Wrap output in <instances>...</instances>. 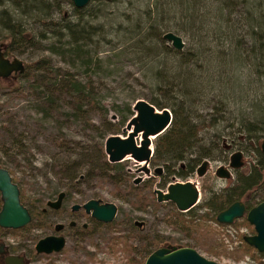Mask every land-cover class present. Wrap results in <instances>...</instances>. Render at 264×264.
<instances>
[{
    "label": "rangeland",
    "instance_id": "rangeland-1",
    "mask_svg": "<svg viewBox=\"0 0 264 264\" xmlns=\"http://www.w3.org/2000/svg\"><path fill=\"white\" fill-rule=\"evenodd\" d=\"M145 1L101 0L98 2V0H89L87 5L91 9L100 8V15L95 18L84 16L83 20L94 25L99 24L100 28H96L98 32L92 36V41L86 45L87 54H82V61L75 59L70 54L60 53L61 48L64 47L60 46V40L65 42L68 38L66 35L60 37L58 41L57 35L46 30L48 26H44V24L37 21H31V18L28 17H22L21 19L25 23V27L30 30L32 37L11 53L6 54V56H16L22 60L23 64L34 62L40 56H47L48 63L46 66H49L52 72L67 71L82 81L89 76L93 86L91 90L94 92L95 99L93 100H95L96 104L88 112L85 119H76L72 116H67L72 109L65 101L69 98L61 94L57 99L58 106L56 109L53 110L50 116L43 117L36 110L34 103L36 100V89L38 88L36 87L37 82H35V79L38 77L37 73L39 70L28 68L25 70V75L17 76L16 74H11L0 78V165L9 171L12 180L22 192L21 197L26 206L36 202L38 206H45V200L53 199L56 192L60 190L68 192L69 196L66 198V202L70 200V202L82 203L85 199L93 197L100 199V201H111L116 205V213L110 227L97 226L92 231L85 233H76L74 230L69 231L64 228L63 231L58 232L65 234L64 245L60 250L49 253L33 252L32 244L37 238L51 233L54 223L62 222L65 224L69 220L68 218L62 219L60 208L50 212L47 217L36 214V216L32 217L29 224L24 227L14 229L0 227V241L10 251L28 253L27 259L29 262L27 263L100 264L112 262L114 264H126L125 254L119 249V243H112L113 236L124 235L125 239L136 248V250L133 248L132 254L134 253L137 258H144L147 250L145 246L147 242L145 239L146 235L150 236L158 233L165 238L160 242V245L169 243L181 246V244L187 243V246L193 247L203 256L217 262L258 264L256 259H251L248 255H244L239 260H233L224 255L215 256L205 252L198 244L199 241L211 242L215 239L228 248L237 243L238 237H241L242 234L252 231L251 226L231 227L226 224L217 225L210 219H204L202 224H206L205 226L202 225L195 231L191 230L192 238L180 231L173 230V226L165 221L169 215L167 212L173 210L172 204L167 201H156L157 205L155 206L147 204L143 207H138L139 199L135 200L133 192L128 191L129 185H136L141 189V192L146 193L155 187L164 188L166 184L160 183L161 178L154 171V166L147 159L137 162L129 155H124L118 161H108L106 158V154L103 151L104 138L110 133L123 135L125 132L122 129L126 121L134 113L132 109L133 102L138 98L146 99L147 96L153 94L150 91L148 82L142 76L141 68L133 62L131 54L124 50L121 43L115 42L119 34L115 30V25L120 23L124 26L127 22L129 23L123 17V14L127 13L130 17V23H133L138 16L136 11L144 7ZM209 1L203 0L205 5ZM261 1L264 3V0ZM250 3H252V0H249L248 5ZM198 8V10L202 9L199 6ZM55 9L52 8L50 10L52 12H49L50 18L58 20L61 17V13H63L66 15L65 20L71 22L77 20L71 4L67 1L60 3L58 12L57 8ZM15 14L17 13L15 12ZM167 14H171V12L168 11ZM211 20V17L203 20V34L208 32V28L213 25ZM39 31L44 32V37L40 38L38 36ZM5 32L6 29L0 25V35ZM115 34H117L116 37L114 36ZM178 35L183 41L182 47L186 48V38L182 34ZM203 38L202 44L206 50L204 49L205 52L198 59V63L201 65L200 69L197 70V65L195 66L194 64L192 66L191 64L186 65L185 68L182 65L175 69L171 65V60L174 59L173 55L163 54L161 56L165 58V72L169 75H173L172 73L177 74L179 76L177 77L182 82H185L186 85L181 90L193 89L197 91V93L193 92V90L190 92L188 102L193 103L194 106L192 108L199 114L210 110L208 103H206L207 98L216 100L218 97L206 92L208 86L215 88L213 92L218 91L219 93L222 90H226L222 83L218 85L212 80V77H219L221 82L225 73L228 74L227 77L236 78L237 84H242V90L234 92L236 103H226V111L223 112L224 119L220 120L215 128H209L208 132L211 135L210 137H212V133L218 134L219 137L216 140L219 144L229 146L230 143L235 141L239 142V145L242 144L241 147L245 150L241 149V165L235 169L228 168L230 175L226 178L216 176L214 169L219 164L227 166L229 154L239 150L236 146L237 143L236 145L233 144L234 146H231L230 151L226 153V159H206L207 165L204 173L200 176L195 174L191 176L199 192L197 204L210 196L213 190L229 185L234 179L235 170L246 171L248 165L254 160L253 150H251L252 146L256 145L259 147L261 140L264 138L263 136L256 140H246L241 133L236 132L237 122L233 118L237 117L239 111L243 112V116L249 114L248 105L250 102L248 100L251 99L258 88L253 82L249 84L246 81L247 77L243 75L246 74V71L241 65L238 66L232 60L225 64L217 61L214 57L217 47L209 41L207 36ZM0 42L2 43V41ZM223 45L225 46V44ZM2 47H4L3 43ZM224 48L226 49V47ZM225 49L223 54L225 56L222 57L228 60L227 54H225L227 50L225 51ZM161 56H157V59ZM88 58L90 60L86 63L85 61H88ZM147 66L151 68L153 65L148 63ZM190 68L194 72L191 75H187L185 69L190 70ZM143 71L147 75L152 73L151 69L145 71L143 68ZM10 84L14 85V88H10ZM197 99L198 101L196 102ZM262 104L264 105V102ZM126 106H129V112L126 111ZM229 112L232 113L229 114ZM123 114L125 115V120L119 122ZM103 117L109 120L110 123L114 122L118 128L112 130V127L103 121ZM192 119L195 120L196 117ZM228 121H232L233 125H227ZM86 122L89 124H86ZM204 136L207 140L209 135L206 133ZM18 137H21L24 146L19 151H16V143L11 145L10 140ZM154 138H151L150 148H153ZM97 145L101 146L102 152L105 154V157H100V160L104 159L110 163L117 162L120 164L121 169L117 171L102 169L104 175L100 174L101 168L94 165L95 160L98 163L100 162L94 154L96 153L94 150ZM1 149H4V151ZM87 151L88 153L84 154ZM64 166L71 167L64 171ZM71 171L76 172L74 174L75 177L68 179L67 173ZM78 172H80V175H77ZM107 174L113 175V179ZM116 176H122L125 180L116 182L114 180ZM137 177V181L134 182ZM171 180L172 177H170ZM131 201H134V204ZM79 211L81 212L79 209L75 213ZM197 212H204V209L200 207ZM49 221L51 225L46 226ZM83 221H89L86 215H81L80 219H78V225ZM214 247L219 249L217 244ZM0 264L2 263L0 262Z\"/></svg>",
    "mask_w": 264,
    "mask_h": 264
},
{
    "label": "trees",
    "instance_id": "trees-1",
    "mask_svg": "<svg viewBox=\"0 0 264 264\" xmlns=\"http://www.w3.org/2000/svg\"><path fill=\"white\" fill-rule=\"evenodd\" d=\"M64 1L71 4L77 18L76 21L65 20L66 15L63 13H61V17L58 20L49 17L50 10L52 8L56 10L55 8H57L58 12L60 3ZM100 1L98 0V2ZM144 3V7L136 11L138 16L133 23H130V17L127 13L123 14V17L129 23L127 22L124 25L125 27L120 23L115 25V30L119 33L115 42L121 43L124 50L131 54L133 62L141 68L142 76L146 79L150 91L154 94L147 96L146 100L156 108L166 107L170 110V122L160 134L155 136L153 151L148 160L153 166H161L164 172L162 178V183L164 184L170 181V177H177L183 180L192 175L194 169L203 160L226 159V153L230 151L231 146H234L233 144L236 145L237 143V149L240 151L245 149L241 147L242 144L239 145V142L235 141L230 143L229 146L219 144L216 140L219 137L218 134L212 133V137H210L211 135L208 132L209 128H215L219 121L224 119L223 112L226 111V103H236L234 92L241 91L242 84L239 83L238 85L234 77H227V73L224 74L222 82L219 77H212V80L218 85L222 83L226 90H222L219 93L218 91L213 92L215 88L208 86L206 92L218 97L216 100L207 98L206 103H208L210 110L199 114L192 108L194 106L193 103L188 102L190 92L193 89L181 90L186 85L185 82H182L177 74L172 73L173 75H169L165 72V58L161 55H173L174 59L171 60V65L175 69L182 65L185 68L186 65L191 64L192 66L194 64L195 66L197 65L196 69L198 70L201 68L198 59L201 58V55L206 50L202 44V38L207 36L209 41L217 47H215L216 55L214 56L217 61L225 64L232 60L238 66L241 65L246 71V74H243L247 77L246 81L249 84L253 82L258 88V93L255 91L256 93L248 100L250 102L248 105L249 114H247L249 119L247 116H243L241 111L238 112L237 117H233L237 122L236 132L241 133L246 140H256L259 137H263L264 3L261 0H252L249 5V0H210L209 4L206 3V5L203 0H146ZM87 4L77 7L73 6L70 0H0V25L6 29V32L0 35V41L4 44V53L9 54L22 45L23 42L30 40L32 34L25 27V23L21 21L22 17H28L31 18V21H37L44 24V26H48L46 30L57 35L58 41L60 37L66 35L68 38L65 42L60 40V46H64L61 48L60 53L70 54L75 59L82 61V54H87L86 45L92 41V36L98 32L96 28H100L99 24L94 25L83 20L84 16L95 18L100 15V8L91 9ZM8 6H12L11 11ZM198 6L201 8L204 6L203 10H198ZM168 11L171 14H167ZM209 17H211L213 25L208 28V32L203 34V20ZM167 30L182 34L186 38L187 47L176 49L168 42L166 43V40L161 35ZM44 35L43 31L38 32L40 38L44 37ZM116 35L114 36L116 37ZM224 49L225 51L227 50L225 54H227L228 60L223 58L225 56L223 55ZM244 51L246 52L244 53ZM157 56L161 57L157 59ZM89 60L88 58V61L86 60L85 62L88 63ZM47 63V56H40L34 62L24 64L21 72L15 73L17 76H21L25 75V70L28 68L39 70L37 73L38 77L35 79V82H37L36 87H38L37 89L35 88L36 100L34 103L36 110L43 117L50 116L58 106L57 99L59 95L63 94L69 98L65 101L72 109L67 116L85 119L88 112L96 104L95 100H93L95 99L94 92L91 91L93 86L89 76L82 81L67 71L52 72L49 66H46ZM148 63L153 66L151 68L148 67ZM143 68L145 71L151 69L152 73L147 75ZM185 71L187 75H191L194 72L192 68L190 70L185 69ZM9 87L14 88V85L10 84ZM193 92L197 93L195 90ZM129 110V106H126V111L129 112ZM231 113L229 112V114ZM123 115H121L119 122L125 120V115ZM193 117H196V119L193 120ZM103 121L109 124L112 130L118 128L114 122L110 123L105 117H103ZM227 125H233V122L228 121ZM206 133L209 135L207 140L204 136ZM10 141L11 145L16 143V151H19L24 146L21 137ZM60 144L62 143L60 142ZM1 150L4 151V149ZM251 150H253V162L248 165L246 171L235 170L234 179L229 185L213 190L210 196L185 212H179L174 208L167 212L169 215L165 221L173 226V230L180 231L192 238L191 230H198L203 225L202 220L204 219H210L213 223L221 225L215 220V213L232 201L240 199L247 191H251L245 198L248 206L256 202V199L264 198V153L256 145L252 146ZM94 152H96L94 153L95 157L100 161L99 163L96 160L94 161V165L101 168L100 174L104 175L102 169H113L116 171L121 169L120 164L117 162L110 163L104 159L100 160V157H105L101 146L97 145ZM85 153H88V151ZM68 167L71 166H64L63 170L65 171ZM67 174L68 179H71L75 177L74 174L76 172L71 171ZM77 175H80V172ZM108 176L112 178L113 175ZM114 180L123 182L125 178L116 176ZM128 191L133 192L135 200L139 199L138 207H143L147 204L157 205L152 190H148L147 194L146 192H141V189L136 185H129ZM21 193L19 189L20 201L25 205ZM131 203L134 204V201H131ZM40 206H38L37 202L26 206L31 218L37 212H41L38 209ZM200 207L204 209V212H197ZM108 225L110 226L111 223H108ZM241 225L250 226L244 217L236 219L230 224L231 227ZM112 238V243H119V249L124 252L126 264H142L144 258H137L134 253L132 254L133 248L134 250L136 248L125 239L124 235H116ZM238 238V242L228 248L215 239L211 242L199 241L198 244L205 252L215 256L224 255L233 260H239L244 255H248L251 259H256L258 264H264V254L245 243L241 237ZM145 239L147 241L145 244L147 255L165 238L155 233L150 236L146 235ZM184 244L187 245V243ZM215 244L219 246V249L214 247Z\"/></svg>",
    "mask_w": 264,
    "mask_h": 264
},
{
    "label": "water",
    "instance_id": "water-1",
    "mask_svg": "<svg viewBox=\"0 0 264 264\" xmlns=\"http://www.w3.org/2000/svg\"><path fill=\"white\" fill-rule=\"evenodd\" d=\"M74 6L85 5L88 0H70ZM162 38L176 48H182L183 41L180 35L165 31ZM24 64L16 56L8 57L2 50L0 42V78L10 74L21 72ZM134 113L126 121L123 135L110 133L103 141V151L108 161H118L128 153L135 160H149L153 148H150L151 138L160 134L169 124L171 119L170 110L166 107L156 108L148 100L136 99L132 104ZM260 150L264 153V138L260 142ZM241 151L236 150L229 154L227 166L217 165L214 174L219 177H228V168H237L241 165ZM207 160H203L196 167V174L201 175ZM159 167L155 168V171ZM138 177L134 180L136 181ZM157 201L168 200L179 211H185L198 201V188L190 179L170 181L162 188H153ZM62 192H58L54 200H47L46 204L57 207ZM74 204L73 207H77ZM81 206L95 219L110 221L116 213V205L111 201H100L98 198H88ZM244 215L245 220L252 226L253 233L244 234L241 239L252 246L256 251L264 254V198L245 210L240 200L229 203L226 207L215 213L214 218L220 223H231L235 218ZM30 214L19 198V189L12 180L9 171L0 165V227L19 228L27 224ZM60 224L55 225L58 229ZM64 244V238L60 234H46L39 237L33 244L36 252L49 253L58 251ZM5 244L0 241V256L4 264H26L22 255L5 252ZM32 264V263H28ZM100 264H114L103 262ZM142 264H227L209 259L190 246H157L143 259Z\"/></svg>",
    "mask_w": 264,
    "mask_h": 264
},
{
    "label": "flooded vegetation",
    "instance_id": "flooded-vegetation-1",
    "mask_svg": "<svg viewBox=\"0 0 264 264\" xmlns=\"http://www.w3.org/2000/svg\"><path fill=\"white\" fill-rule=\"evenodd\" d=\"M89 1V0H88ZM88 3V2H87ZM86 3V4H87ZM73 5V4H72ZM74 6V5H73ZM3 48L4 47H2V50H3ZM3 52H4V50H3ZM5 54V53H4ZM6 55V54H5ZM11 75V74H10ZM9 76V75H8ZM229 159V158H228ZM156 167H159V169L158 170H156L155 171V168ZM206 167V166H205ZM153 169H154V171L156 172V174L161 178V181H160V183H162V178H163V169L161 168V166H154L153 167ZM235 169V168H234ZM204 171H205V168H204V170H203V172L202 173H204ZM193 174H195V175H197L196 174V168L194 169V172L192 173V175ZM192 175H190V176H188L187 178H190L191 179V176ZM198 176H200V175H198ZM229 177V176H228ZM187 178H185V179H187ZM174 179H176V180H180V179H177V178H175V177H172V180L171 181H173ZM184 180V179H183ZM137 181V180H136ZM135 182V181H134ZM168 182H170V181H167V182H165L164 184H167ZM164 186H166V185H164ZM157 188H161V187H157ZM162 189H163V187H162ZM58 192H62V195H61V197H60V201H59V203H58V205H57V207H52V206H50V205H47L46 204V201L47 200H45V202H44V205L45 206H40L38 209L41 211V212H37L36 214H41V215H44L45 217H47L49 214H50V212H53V211H56L57 209H59L60 208V213H61V215H62V219H66V218H68L69 220L64 224V223H62V222H56V223H54L53 225H52V231H50L51 232V234H60V235H62L63 236V238H64V243H65V234H61V233H58L59 231L61 232V231H63L64 230V228H67V230H69V231H71V230H74L76 233H85V232H88V231H92L93 229H95V228H97V226H109L108 225V223H111L112 222V220H110V221H102V220H98V219H95L94 217H92L91 215H90V212H87V211H85L84 210V208L81 206V204L86 200H84L82 203H76V202H70V200H68L67 202H66V198L69 196V194H68V192H66V191H64V190H60V191H57L56 192V194H55V197L53 198V199H51V200H54L55 198H56V196H57V194H58ZM251 193V191H247L242 197H240V199H237V200H240V201H242V203L244 204V208H245V210L246 209H248L250 206H252V205H254V204H256L258 201H260V200H262V199H260V200H257L256 202H254V203H252L251 205H247L246 204V202H245V198L249 195ZM90 198H93V197H90ZM88 199V198H87ZM155 199V201H157L156 200V198H154ZM198 199V198H197ZM100 200V199H99ZM161 201H163V200H161ZM161 201H157V202H161ZM165 201H167V202H169L170 204H172L173 205V208L175 209V210H177L176 208H175V206H174V204L172 203V202H170V201H168V200H165ZM235 201V200H234ZM198 202V201H197ZM197 202L193 205V206H191L190 208H192V207H194L196 204H197ZM74 204H78V206L77 207H73V205ZM190 208H188L187 210H189ZM81 210V212L79 211V212H76L75 213V211H78V210ZM187 210H185V211H187ZM177 211H179V210H177ZM185 211H179V212H185ZM30 214V213H29ZM36 214L34 215V216H36ZM74 214H76V215H74ZM81 215H86L87 216V218L89 219V221L88 222H86V221H83V222H80L79 223V225H78V219H80V217H81ZM241 217H244V215L242 214L240 217H237V218H235L234 220H236V219H239V218H241ZM31 215H30V219H29V221L27 222V224H25V225H28L29 224V222L31 221ZM233 220V221H234ZM232 221V222H233ZM231 222V223H232ZM220 223V222H219ZM231 223H221V225H224V224H226V225H228V226H230V224ZM56 224H60V227L58 228V229H55V225ZM24 225V226H25ZM36 225V224H35ZM51 225V222L49 221L47 224H46V226H50ZM24 226H22V227H24ZM251 226V225H250ZM110 227V226H109ZM252 227V226H251ZM20 228V227H19ZM250 233H253V230L252 231H249V232H246L245 234H250ZM48 234H50V233H48ZM46 235V234H45ZM242 235H244V234H242ZM241 235V236H242ZM38 239V238H37ZM36 239V240H37ZM35 240V241H36ZM34 244V243H33ZM33 244H32V249H33V252H35V253H39V252H36L35 250H34V248H33ZM64 245V244H63ZM169 245H174V244H166V245H160V243H159V245L158 246H169ZM174 246H180V245H174ZM181 246H187L186 244H181ZM191 247V246H190ZM5 248H6V251L5 252H7V253H15V252H13V251H10L9 249H8V247L5 245ZM29 253H30V251H29ZM15 254H20V255H22L23 256V258H24V260H25V263L26 264H28L27 262H29V260L27 259L28 258V253H25V252H18V253H15ZM0 259H1V263L2 264H4L3 262H2V258H1V256H0Z\"/></svg>",
    "mask_w": 264,
    "mask_h": 264
},
{
    "label": "bare ground",
    "instance_id": "bare-ground-1",
    "mask_svg": "<svg viewBox=\"0 0 264 264\" xmlns=\"http://www.w3.org/2000/svg\"><path fill=\"white\" fill-rule=\"evenodd\" d=\"M125 155H127L128 156V153H125ZM137 162H140L141 160H136Z\"/></svg>",
    "mask_w": 264,
    "mask_h": 264
}]
</instances>
